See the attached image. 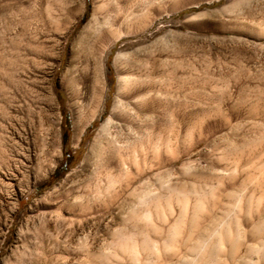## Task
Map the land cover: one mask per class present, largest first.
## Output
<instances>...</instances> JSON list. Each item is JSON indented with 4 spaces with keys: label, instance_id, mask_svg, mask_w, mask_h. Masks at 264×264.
I'll return each mask as SVG.
<instances>
[{
    "label": "rangeland",
    "instance_id": "obj_1",
    "mask_svg": "<svg viewBox=\"0 0 264 264\" xmlns=\"http://www.w3.org/2000/svg\"><path fill=\"white\" fill-rule=\"evenodd\" d=\"M0 264H264V0H0Z\"/></svg>",
    "mask_w": 264,
    "mask_h": 264
},
{
    "label": "bare ground",
    "instance_id": "obj_2",
    "mask_svg": "<svg viewBox=\"0 0 264 264\" xmlns=\"http://www.w3.org/2000/svg\"><path fill=\"white\" fill-rule=\"evenodd\" d=\"M141 94V92L139 93ZM146 106V105H145ZM118 108V107H117ZM124 108V107H123ZM146 109L149 110V106H146ZM127 109H125L126 111ZM146 111V110H145ZM127 112V111H126ZM126 114V113H125ZM82 129V122L80 121V119H75L74 120V133L75 135L78 134L80 132V130Z\"/></svg>",
    "mask_w": 264,
    "mask_h": 264
},
{
    "label": "trees",
    "instance_id": "obj_3",
    "mask_svg": "<svg viewBox=\"0 0 264 264\" xmlns=\"http://www.w3.org/2000/svg\"><path fill=\"white\" fill-rule=\"evenodd\" d=\"M72 157H70L69 159H71Z\"/></svg>",
    "mask_w": 264,
    "mask_h": 264
}]
</instances>
